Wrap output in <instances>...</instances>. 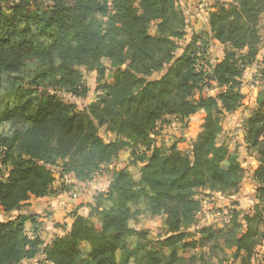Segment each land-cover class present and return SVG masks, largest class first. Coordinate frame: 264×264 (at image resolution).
Listing matches in <instances>:
<instances>
[{
	"label": "trees",
	"instance_id": "16d2710c",
	"mask_svg": "<svg viewBox=\"0 0 264 264\" xmlns=\"http://www.w3.org/2000/svg\"><path fill=\"white\" fill-rule=\"evenodd\" d=\"M263 16L264 0L216 5L206 30L192 33L176 56V41L188 28L176 0H0L2 212L20 213L31 198L67 191L55 188L53 168L60 178L87 183L124 150H130L131 164H140L136 182L127 168L118 170L108 191L88 207V217L71 215L68 230L48 243L37 214L0 220V264H24L39 255V264H138L139 244L131 249L124 242L146 236L129 226L142 213L160 216L163 234L162 249L144 251L140 264H181L179 248L208 241L184 242L185 227L201 208L197 191L234 194L241 184L238 156L219 138L225 117L243 105L241 79L256 64L262 87L244 122L245 148L258 164L256 204L229 241L234 261L251 264L264 242V53L257 61ZM208 38L224 47L220 60L207 58ZM81 68L97 74L99 95L79 108L61 94L86 97ZM109 71L112 83H102ZM199 112L201 130L187 152L177 143L154 145L159 128L173 121L184 127ZM198 233L210 237L214 228L200 226Z\"/></svg>",
	"mask_w": 264,
	"mask_h": 264
},
{
	"label": "rangeland",
	"instance_id": "374dc122",
	"mask_svg": "<svg viewBox=\"0 0 264 264\" xmlns=\"http://www.w3.org/2000/svg\"><path fill=\"white\" fill-rule=\"evenodd\" d=\"M176 1L185 12L188 27L186 37L176 41L179 47L176 56L181 54L183 47L189 42L192 33L206 30L207 22L204 21V17H207L209 13L214 10L216 5L232 2V0ZM190 27H196L198 29L193 31ZM259 28L262 40L259 51V56L261 57L264 52V16L261 19ZM148 29L150 34H155V28L152 25H150ZM208 43L210 44L207 58L209 61L213 62L218 59V57H221L224 47L217 42L212 40L209 41V38ZM80 71L88 89L86 97L74 98L69 94H61L65 101L73 103L79 108L94 103L99 95V92L96 90L98 88L97 74L94 72H86L83 68H81ZM111 72L109 71L106 73L102 83H112ZM257 73L258 66L256 64L246 69L241 79V92L244 95L243 105L234 114L225 117L222 124V134L219 138L220 143L226 145L229 150L233 151V153L238 156V161L243 170L241 184L238 191L234 194L220 193L218 191L211 194L212 192L206 189L197 191L195 198L200 202L201 208L192 226L187 225L185 227L187 236L184 242L195 241L200 237L203 239L208 238V241H204V246L202 247L197 244L195 248H179V254L183 255L185 258L181 264H240L238 260L234 261L232 258L234 251L229 241L232 240L235 234H238L244 229L243 214H253L252 208L256 204L255 193L258 185L254 181V171L257 169L258 164L255 160L254 153L243 146L242 137L244 136L245 119L254 108L258 93L262 87ZM161 74L162 73H158L154 75L153 78H157ZM208 94L215 96L216 91H211ZM201 116L203 117V114ZM195 122L192 123L191 126L189 124L183 127V123L181 124L178 121H173L171 126L159 128L157 135L153 136L154 145L166 148L173 144L174 141L183 140L182 138L184 137L187 138V133L193 134L198 131V122L197 120ZM170 137H172L171 140H169ZM181 146L182 150H186L184 149L185 145ZM134 150L141 153L143 149L141 146H136ZM140 153H138V156H141ZM130 156V150L120 152L118 157L112 162L101 167L100 172L94 176L92 181L85 184L82 183L83 185L81 186L71 184V179L60 178L58 169L53 168L55 188H65L64 190H67L61 194L63 199L61 205L63 206L62 210H59L58 207H52L55 206V204H53L51 200L31 198L29 201L23 203L20 213L14 212L6 215L0 209V220L14 219L17 215L25 213L37 214L39 215L37 220V222H39V234L44 242L48 243L52 237L64 234L62 226L65 225L64 222L68 217H71V215L77 214L88 217V207H94L97 197L108 191L113 174L118 172V170L127 168L130 178L135 182L137 181L136 178L140 164H131L133 157ZM232 211L234 212L233 214ZM89 219L97 225V217L92 216ZM70 220L72 221V218H70ZM204 225L214 228L213 235L208 237L207 234L200 235L198 233L200 226ZM129 226L136 231L146 232V236L144 237L133 236L132 239H126L124 242L126 248L131 249L135 244H139L141 250L138 254V264L141 263L144 251H148L149 249H162L159 245L161 241L159 236L163 234L162 218L160 216H151L148 213H142L135 221H131ZM32 229L33 227L27 223L26 231L28 236H31L30 231ZM129 241L132 243L129 244ZM40 258H42V256L39 255L37 258L27 261L24 264H39ZM117 258L122 260L120 252L117 253ZM130 264L132 263L130 262ZM251 264H264V242L256 249Z\"/></svg>",
	"mask_w": 264,
	"mask_h": 264
},
{
	"label": "crops",
	"instance_id": "0c3cea01",
	"mask_svg": "<svg viewBox=\"0 0 264 264\" xmlns=\"http://www.w3.org/2000/svg\"><path fill=\"white\" fill-rule=\"evenodd\" d=\"M202 16H204V15H202ZM204 21L205 22H207V17H204ZM192 24H193V22H192ZM193 31H196L198 28H193V27H190ZM264 53V52H263ZM260 55V52H259V54H258V57H257V61H260L261 59H262V56L260 57L259 56ZM263 55V54H262ZM222 58V55H221V57H218V60H220ZM253 66V65H252ZM252 66H250V67H252ZM202 115V113L201 112H199V113H197V114H195L194 116H192V117H190L187 121H186V123H185V125H189L190 124V126H191V124L192 123H194L196 120H197V122H198V131L197 132H195V133H187V138H182L183 140H178V141H174V143H177L176 144V147H177V149L179 150V151H181V152H187L188 150H189V148H190V144H191V142L195 139V137L197 136V134L200 132V130H201V125H202V119H203V117L201 116ZM198 117H199V120H198ZM196 123V122H195ZM171 126V125H170ZM180 134H181V132H180ZM185 135V134H184ZM181 138V137H180ZM179 138V139H180ZM172 139V137H170V139L169 140H171ZM242 141H243V146L245 147V144H244V136L242 137ZM182 143V144H181ZM181 145H185L184 147V149H186V150H182V146ZM170 146V145H169ZM140 168V167H139ZM139 168H138V174H137V178H136V180H138L139 179ZM129 171V170H128ZM64 178H67V179H71V184H73V185H79V186H81V185H83V184H85V183H79V182H77L74 178H73V176H71V175H69V176H65ZM215 192H212L211 194H214ZM41 199H47V200H51V202L53 203V204H55V206H52V207H58L59 208V210H62V207L63 206H61L62 205V196H61V194H59L58 196H56V197H45V198H41ZM39 200V199H38ZM70 218H72V217H68V219H69V221H68V219L64 222L65 223V225H63V226H65V229H63L64 230V233L66 232V230H68V228L70 227V225L72 224V221L70 220ZM50 241V240H49ZM260 247V246H259ZM258 248V247H257ZM40 259H42V258H40Z\"/></svg>",
	"mask_w": 264,
	"mask_h": 264
}]
</instances>
